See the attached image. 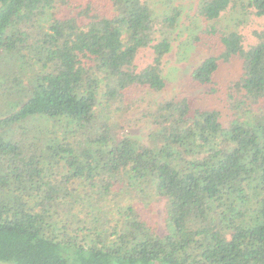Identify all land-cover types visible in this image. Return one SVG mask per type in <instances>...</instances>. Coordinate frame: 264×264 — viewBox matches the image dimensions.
<instances>
[{
    "label": "trees",
    "instance_id": "trees-1",
    "mask_svg": "<svg viewBox=\"0 0 264 264\" xmlns=\"http://www.w3.org/2000/svg\"><path fill=\"white\" fill-rule=\"evenodd\" d=\"M96 1L0 0V73L14 93L0 115V261L264 264V29L249 42L218 27L236 9L264 18V0L196 10L221 49L189 84L225 113L189 94L148 96L167 87L180 9ZM233 62L238 78L222 89ZM137 102L146 109L130 117ZM143 120L146 144L123 132ZM157 207L163 234L147 219Z\"/></svg>",
    "mask_w": 264,
    "mask_h": 264
},
{
    "label": "rangeland",
    "instance_id": "rangeland-1",
    "mask_svg": "<svg viewBox=\"0 0 264 264\" xmlns=\"http://www.w3.org/2000/svg\"><path fill=\"white\" fill-rule=\"evenodd\" d=\"M78 2H87L88 0H77ZM201 0H150L156 17H161L170 12L173 8L181 10L182 14L178 19V24L172 34V49L165 60L164 76L167 81V87L163 92L148 95L151 99L162 101L172 98L177 94H189L196 97L202 106L211 108L215 107L225 113V104H223L217 96H207L206 88L200 89L189 84V78L193 68L201 63L205 58L217 54L220 51L218 37L208 36L204 34V30L208 26L203 19L195 16L196 10ZM97 4L96 0H93ZM103 6H107L103 3ZM219 23V22H218ZM217 23V24H218ZM219 28L226 31L242 32L249 42L256 41L252 35L253 31L261 32L264 29V18L258 19L250 16H244L240 9L229 11L223 15L220 21ZM197 38L206 40L205 45H200L195 42ZM152 61L151 50L139 52L136 58V64L139 68H143ZM8 72L13 73L14 68L8 69ZM240 66L238 62L222 65L217 74V82L223 89L227 83L238 78ZM208 89V88H207ZM147 93H136L132 96L133 99L144 98ZM14 93L9 88L8 84L3 80L0 73V115L5 110L6 102L12 100ZM148 98V97H147ZM148 101V100H147ZM141 105V107H139ZM146 104L142 102L136 103V108L130 113V117L139 118L141 113L145 111ZM148 121H141L137 125L127 128L123 132L130 133L141 143L146 144L148 140V129L150 128ZM148 221L163 234L165 232V213L157 207L156 211L147 217ZM0 264H15L12 261H0Z\"/></svg>",
    "mask_w": 264,
    "mask_h": 264
}]
</instances>
